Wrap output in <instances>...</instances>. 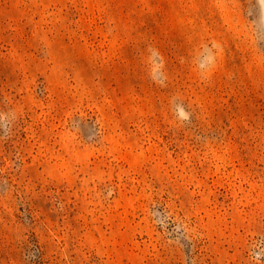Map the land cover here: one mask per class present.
Segmentation results:
<instances>
[{
    "label": "rangeland",
    "instance_id": "obj_1",
    "mask_svg": "<svg viewBox=\"0 0 264 264\" xmlns=\"http://www.w3.org/2000/svg\"><path fill=\"white\" fill-rule=\"evenodd\" d=\"M0 264H264V0H0Z\"/></svg>",
    "mask_w": 264,
    "mask_h": 264
}]
</instances>
